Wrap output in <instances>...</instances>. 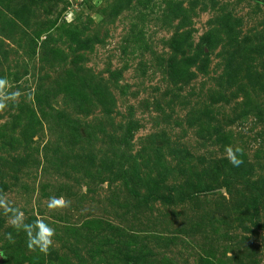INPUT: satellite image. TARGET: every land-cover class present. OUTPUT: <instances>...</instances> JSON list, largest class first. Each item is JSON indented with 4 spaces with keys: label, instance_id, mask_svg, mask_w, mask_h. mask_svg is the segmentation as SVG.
<instances>
[{
    "label": "rangeland",
    "instance_id": "374dc122",
    "mask_svg": "<svg viewBox=\"0 0 264 264\" xmlns=\"http://www.w3.org/2000/svg\"><path fill=\"white\" fill-rule=\"evenodd\" d=\"M0 79V264H264V0H0Z\"/></svg>",
    "mask_w": 264,
    "mask_h": 264
},
{
    "label": "clouds",
    "instance_id": "9594fccd",
    "mask_svg": "<svg viewBox=\"0 0 264 264\" xmlns=\"http://www.w3.org/2000/svg\"><path fill=\"white\" fill-rule=\"evenodd\" d=\"M7 83L6 80L0 79V88H3ZM2 96V92H0ZM5 107L4 103L0 102V110ZM242 152V149L237 148L235 151L231 147L227 149L229 162L235 167L243 163V160L239 159L236 153ZM56 198H52L49 201V209L53 208V205L56 203ZM61 203L67 204L66 201L61 200ZM0 210L3 211V214L8 217V223L10 226L16 230L17 233L23 231L26 236L27 247L36 251L39 249L40 252L46 253L49 247L52 245V237L55 235L54 228L46 224L42 219L33 221L32 223H25L24 213L18 208L13 206V204L0 192ZM4 237L9 242H14L12 233H5ZM0 255H3L0 252Z\"/></svg>",
    "mask_w": 264,
    "mask_h": 264
},
{
    "label": "trees",
    "instance_id": "16d2710c",
    "mask_svg": "<svg viewBox=\"0 0 264 264\" xmlns=\"http://www.w3.org/2000/svg\"><path fill=\"white\" fill-rule=\"evenodd\" d=\"M172 47L173 49H175V51H179V45L176 43V42H173L172 44ZM57 52V51H56ZM206 64H203L202 66V70L203 71L206 67ZM111 76L112 77H116L117 74L116 73H111ZM70 83V87H71V90H75V94H76V98H77V102L79 104H83L84 101H86V99L89 97L85 92H83V87L81 85L79 86H76L73 82H69ZM103 107H106V105H104ZM134 123H127L126 126H125V134L122 136L120 142L122 144H125L127 145L129 143V141L131 140L132 138V133H133V129H134ZM131 173H134L136 172V169L134 170H131L130 171ZM210 184L206 183H200L199 185V189L201 190L202 193H214V191L217 189V186L216 184L214 185V182H209ZM204 262H206V264H210V263H213L212 261L209 262V260H205ZM129 263V262H128Z\"/></svg>",
    "mask_w": 264,
    "mask_h": 264
},
{
    "label": "water",
    "instance_id": "95a60500",
    "mask_svg": "<svg viewBox=\"0 0 264 264\" xmlns=\"http://www.w3.org/2000/svg\"><path fill=\"white\" fill-rule=\"evenodd\" d=\"M2 262V255H0V263Z\"/></svg>",
    "mask_w": 264,
    "mask_h": 264
}]
</instances>
